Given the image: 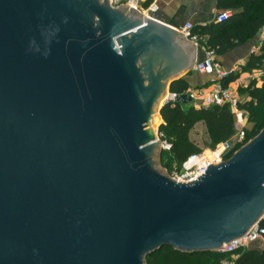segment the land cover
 <instances>
[{"label":"water","instance_id":"95a60500","mask_svg":"<svg viewBox=\"0 0 264 264\" xmlns=\"http://www.w3.org/2000/svg\"><path fill=\"white\" fill-rule=\"evenodd\" d=\"M129 8L0 0V264L203 255L264 220V129L193 182L159 167L161 101L204 51Z\"/></svg>","mask_w":264,"mask_h":264},{"label":"trees","instance_id":"16d2710c","mask_svg":"<svg viewBox=\"0 0 264 264\" xmlns=\"http://www.w3.org/2000/svg\"><path fill=\"white\" fill-rule=\"evenodd\" d=\"M219 6L235 12L242 7L241 13L231 16L223 23H213L201 31L192 30V35L200 38V45L206 50H212L218 56L225 55L238 46L244 45L249 39L255 37L264 27V0H219ZM264 66V40L259 44V55L250 57L247 69L257 71ZM239 78L238 73H231L222 81L227 82ZM189 86L183 81L176 82L171 92L184 94ZM244 92L250 99L241 102L239 109L247 116V122L252 129L246 128L247 142L255 138L264 129V78L253 80ZM188 104H168L161 111L163 124L160 125L161 141L170 144L168 150L176 169L193 154L201 153L202 148L192 137V132L199 123H204L210 140V149L230 141L237 133L236 118L233 110L228 106L198 107ZM190 105V104H189ZM232 156V155H231ZM260 227L264 230V220ZM235 264H264V250H238ZM230 254L213 252L203 255H185L173 248H164L146 258V264H221Z\"/></svg>","mask_w":264,"mask_h":264},{"label":"built area","instance_id":"2783aa9c","mask_svg":"<svg viewBox=\"0 0 264 264\" xmlns=\"http://www.w3.org/2000/svg\"><path fill=\"white\" fill-rule=\"evenodd\" d=\"M144 2L145 0H111V4L114 6L128 5L136 10H140ZM231 16L232 15L230 12H222L216 17V20L218 23H223L229 20ZM192 29L193 24L188 23L183 29H181V32L185 34L189 40L195 43L198 48H202L200 45V38L197 35H192ZM203 51V57L201 61L197 63L195 68L196 71L202 74L212 75L217 81L227 78L230 72L223 67L215 52L206 49H203ZM263 78V69L254 71L250 74V79L252 81H260ZM182 96H189L191 102L188 104L198 107L228 105L235 114L236 127H240V129L230 141L218 146L214 150H209L206 152L202 151L201 153H195L191 155L182 164L179 170L175 168L170 175V177L177 182L189 183L199 179L202 175H204L210 166L221 164L225 160L229 159L231 155L248 143L246 139L247 116L239 109V104L242 102L241 99L219 84L212 86L208 91L198 89L188 91L184 94L169 92L165 100L168 101L169 104L179 103L178 100ZM159 137L161 139L160 134ZM162 143L165 150L171 149L170 144L166 142ZM263 237L264 230L260 227V225L254 226L246 236L224 246L220 252L230 254L231 257L223 259L221 264H235L234 254L238 250L246 248L250 243Z\"/></svg>","mask_w":264,"mask_h":264},{"label":"crops","instance_id":"0c3cea01","mask_svg":"<svg viewBox=\"0 0 264 264\" xmlns=\"http://www.w3.org/2000/svg\"><path fill=\"white\" fill-rule=\"evenodd\" d=\"M111 6L114 8H120L126 5L114 6L111 4ZM150 8H157L159 11H161L168 19V25H170V28L174 30H181L186 24L191 23L193 24L194 31L198 32L202 29H207V26L212 25L213 23H218L216 17L222 12H230L233 16L243 11L242 7L237 8L235 12L226 10L224 7L219 6V0H145L139 11L146 12ZM132 9L133 8L130 7L128 11H131ZM263 40L264 27L260 29L255 37L249 39L244 45L236 47L225 55L217 56L218 60L227 71L239 74V78L237 80L227 82L223 86L222 81L224 79L217 81L212 75L202 74L196 71L195 68L199 62L197 59L196 64L192 69L186 72L183 76H178L179 78L170 85L169 92H171L172 85L179 81L187 83L189 86L188 91L198 89L208 91L212 86L219 84L225 89L231 91L234 95L238 96L242 102L249 100V94L243 90L247 89L252 82L250 79V74L253 72L247 69V64L249 63L250 57L253 54L259 55V44H261ZM187 41L192 42L188 38ZM202 48H197V54ZM167 95L161 101V104L166 99ZM191 105L192 104H188L185 105V107L188 108ZM160 123H163V118L161 115ZM198 126H201L206 130L204 123H199L196 127ZM246 126L248 129L253 127V125L249 124L248 122ZM245 250H256L262 252L264 250V237L250 243L245 248ZM236 257L237 255H235V259Z\"/></svg>","mask_w":264,"mask_h":264},{"label":"rangeland","instance_id":"374dc122","mask_svg":"<svg viewBox=\"0 0 264 264\" xmlns=\"http://www.w3.org/2000/svg\"><path fill=\"white\" fill-rule=\"evenodd\" d=\"M160 124L161 123L159 121L157 132L159 131ZM237 128H238V130L240 129V127H237ZM251 129H252V127H251ZM192 137L196 141V143L199 144V146L202 148L203 152L211 150L209 137L206 133V130L203 129V127H201V126L195 127V129L192 132ZM161 144H162V141H161ZM161 144H160V146H161ZM158 163H159V167L161 168V170L164 171L169 176L171 175V173L176 168L175 167L176 165L172 161V158H171L170 154L168 153V150H165L162 147H159ZM242 250H245V248H242Z\"/></svg>","mask_w":264,"mask_h":264}]
</instances>
